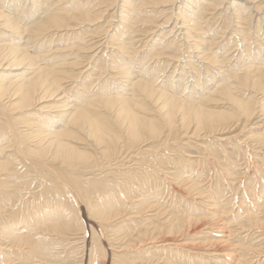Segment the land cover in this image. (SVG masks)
Here are the masks:
<instances>
[{
  "label": "bare ground",
  "instance_id": "1",
  "mask_svg": "<svg viewBox=\"0 0 264 264\" xmlns=\"http://www.w3.org/2000/svg\"><path fill=\"white\" fill-rule=\"evenodd\" d=\"M225 2L230 3L224 6L223 11L231 10L229 12L233 11V15L223 16L221 18L222 25H220L218 21L222 15V9H220L221 12H217L220 14V17L216 16L217 18H214L215 14L208 15L207 12L218 9ZM243 2L247 3L245 7H243ZM175 5L177 11L173 12V8V11L169 12L171 14H166V18L161 22L159 16ZM245 10H248L250 16L253 15V11H257V13L264 11V0H0V141H3V144L0 143V264H100L101 256L110 259L111 256L108 254L104 241L110 242L112 237H114L113 239L124 237L131 228V222L130 224L125 223L122 221L123 219L118 221L120 223L117 227L112 226L111 228V224L105 225V222H110L109 220L121 215L123 201L129 200L135 194L142 193L143 198L136 201L133 197L136 202L129 201L132 203L133 211L137 213L143 205L150 206V202L157 199L159 192L155 191L152 183L163 179V175L159 174L161 170L165 171L164 168L172 166L175 170V172L171 171L175 175L174 178L177 177L179 180L182 178L181 182L183 183L187 180L183 177L188 176V168H193V165L195 167V158L192 160L188 158L189 154L186 157V154L181 152L183 149L181 146L185 141L183 145L180 144L185 140L186 135L190 136L191 134L198 138V136L204 137L202 134L205 136L221 134L222 138L224 137L222 133L231 131L234 124H239L240 120H246L247 123L243 126L245 128L247 124H256L253 121L264 115L263 103L260 105L263 114L257 116L259 113L256 111L258 101L257 95L254 93L264 92V38H261L264 32H260L263 28L258 24L254 26L255 36H250L252 23L247 27H238L240 24H246V17L242 14ZM173 16L175 17L172 19ZM116 17L118 20L111 25L112 20ZM205 18H207L206 21H204ZM257 21L261 23V20L257 19ZM170 22L174 25L169 24ZM217 23L220 25L219 29H215ZM262 23L264 25V22ZM229 27L232 29L234 27L235 30L228 31ZM152 34H154L153 37ZM168 34H172V36H168ZM150 36L152 38L149 42L148 37ZM220 38L222 41L218 42ZM103 40L104 43H102ZM223 41L227 43L223 44ZM239 41L242 42L240 53L238 52L239 56L237 55L236 60H231L230 53H228L231 51V44H228L231 42L234 46L240 44ZM177 70L178 72L175 73ZM259 122H263V120L259 119ZM262 126L263 124L259 126L261 129H256V131L252 127V135L256 137L260 136L259 133L263 135L264 126ZM249 129L248 131H250ZM248 134L250 135V133ZM263 137H260L259 140ZM245 138L243 139L246 140L247 138ZM192 139L190 138V140ZM187 143L189 146V140ZM196 143L194 145H197ZM214 143L217 144L218 141H214ZM229 144L227 145L230 146ZM231 146L230 148L233 149L234 145ZM178 147L180 148L178 149ZM234 147L238 151L237 145ZM238 147L241 148L239 144ZM217 148H212L209 154L213 158L207 159L208 162L205 161V164L210 165L212 171L216 166L215 175L218 174L217 172L221 173L227 169L229 173L227 175L230 176L234 171L231 169V173L230 168L232 167L226 168L228 163L225 165L222 162H225V158L223 159L221 156L222 151L228 147L224 150H220V147ZM236 150H231L230 154H234ZM172 151H176L177 154H169ZM201 151L203 150L201 149ZM232 151L234 152L232 153ZM251 151L253 150L251 149ZM225 154L224 156H226ZM227 156L230 157L228 153ZM235 156L237 155L235 154ZM197 161L199 160L197 159ZM234 162L236 163V161ZM128 163L129 165H127ZM246 163L244 162L243 165ZM130 164H137L138 169L135 167L136 165ZM240 164L238 163V165ZM125 165L127 166L122 168ZM236 166L235 168H238ZM202 167H204V162ZM259 167L263 168V166ZM107 170L109 172L105 173ZM227 175L223 176L227 177ZM234 175L236 174L234 173ZM167 176L166 178H168ZM169 177L171 176L169 175ZM217 177L215 179H218ZM251 179L250 177V182ZM228 180L230 179L228 178ZM12 181L15 183L13 184ZM219 181L221 182V178ZM219 181H215L217 183L216 192L212 188L214 195H209L215 200H217V195L223 192L222 182ZM171 182L174 183V181ZM171 182L169 180V183ZM191 182L186 181L187 184H191ZM192 183L194 186L198 181L194 180ZM164 185L166 186V184ZM185 186L187 185L185 184ZM232 191L234 192V190ZM248 192L250 193V191ZM173 194L175 193L173 192ZM139 196L136 197L140 198ZM248 196H246L247 199L250 197ZM178 198L174 200L177 201ZM219 200L218 198L217 201ZM202 202L204 203V201ZM213 202H209V204L213 205ZM239 202L242 203L241 200ZM217 204L219 207L221 203ZM126 205L129 207V204ZM21 206L25 207L23 208L26 214L21 213L20 209L18 210ZM153 206L157 207L155 204ZM243 207L246 210V206ZM212 209L214 210V208ZM17 211L23 214L20 218ZM10 212H12L10 218H6L5 215ZM181 212L179 213L181 214ZM202 212L200 214H204ZM86 213L89 216V221L84 219ZM193 213L191 210L188 216ZM221 213L223 215V212ZM206 215L208 214L206 213ZM188 216H185L186 218L181 216L183 219L179 216L177 220L172 217L174 221L169 222V227H167L168 224L163 226L164 224L159 222L153 225L154 221L152 224L150 222L152 220L149 219L152 224H150V232H148L149 229L145 230V233L140 232V234L136 232L137 229H132L138 233L135 237L136 244L140 241L146 244L148 240L151 243L153 239L160 238L161 236L158 237V234L154 235L155 232H158L159 235L162 234L163 237H167V234L181 235L184 227L187 224L190 226L198 218L194 216L192 219ZM135 217H139V215ZM195 218L196 220H194ZM216 223L218 224V221ZM137 226L139 224H136ZM152 226H154L153 229ZM221 226L223 228V225ZM241 226L243 228V225ZM88 228L91 231L88 240H86ZM24 230L26 235L16 234ZM81 230L85 233L82 237L84 239L82 247L77 243L67 247V243H72L75 239L72 237L73 240H68L65 239L66 236H73ZM260 231L263 232V230ZM107 233L111 237L108 238ZM51 234H56L60 238H53ZM225 234L227 235V233ZM166 237L163 238L164 240L161 239L162 243L168 240L170 242V239ZM204 238L202 237V239ZM125 239L127 238L123 240ZM222 239L224 237L221 238V241ZM225 240L227 241L228 238ZM117 241L119 242V240ZM130 241L129 243H132ZM216 241L221 243L220 240ZM223 242L222 244H224ZM134 245L133 243L127 246H132L133 250ZM162 245L166 247L169 244ZM181 245L183 244L181 243ZM21 246L27 247V251L16 252L15 247ZM7 247H10V250H7ZM12 248L15 249L12 250ZM108 248L113 249L110 245ZM122 248L123 251L126 250V247ZM176 248L179 247L176 246ZM155 249L153 247V251ZM209 250L207 249V251ZM183 251L186 252V249ZM116 253L113 254V264H128L134 258V253L131 255L130 251L129 253L122 252V254ZM186 254L184 256L196 258L192 254ZM167 255L172 256L169 253ZM219 255L227 256L224 252ZM139 256L140 261L142 254L140 253ZM151 257L152 255L149 259ZM156 257L158 256H154V258ZM186 257H184L186 261L183 263H188ZM216 257L218 258V256ZM200 258L203 257L200 255ZM210 260L212 259L210 258ZM171 261H173L172 264H175L174 260ZM159 262L156 263L159 264ZM181 262L179 261V263ZM226 264L228 263L226 262Z\"/></svg>",
  "mask_w": 264,
  "mask_h": 264
},
{
  "label": "rangeland",
  "instance_id": "2",
  "mask_svg": "<svg viewBox=\"0 0 264 264\" xmlns=\"http://www.w3.org/2000/svg\"><path fill=\"white\" fill-rule=\"evenodd\" d=\"M225 3H226V5H225ZM224 3V5H222V6H219L218 7V9H216V10H209L208 12H207V14L208 15H210V14H215V17L214 18H217V17H220V14H218L217 12H221L222 11V15H221V17H220V19H219V23H220V25H222V19L221 18H223V16H225V17H228V15L229 16H231V15H233L232 14V12H229V11H231V10H229V11H227V12H224L223 10H224V6H227L228 5V3H230V2H225ZM244 3V6L243 7H245V5H247V3H245V2H243ZM178 5V4H177ZM240 4L238 3V6H239ZM170 7V6H169ZM221 7V8H220ZM174 8V11L172 10ZM170 10H167L163 15H161V16H159L160 17V20H161V22L166 18V16L167 15H169V14H171V13H169V12H176L177 11V9H176V5L175 6H172V8H169ZM220 9H222L221 11H220ZM217 10H219V11H217ZM248 10H245L244 12H242V14L246 17V21H245V23L246 24H240V26L238 25V27L240 28V27H247V26H250V24H251V26L250 27H252L251 28V30H252V32H251V35L250 36H255L256 34L254 33V31H256L255 29H254V26L255 25H259V26H262V28L263 29H261L262 31H260V32H264V25H262L263 23L262 22H264V11H261V12H258L257 13V11H253L252 12V16H250L249 14H248V12H247ZM113 12V11H112ZM216 12V13H215ZM225 13V14H224ZM263 15H262V14ZM167 14V15H166ZM224 14V15H223ZM258 14V15H257ZM257 15V16H256ZM260 15H262V16H260ZM217 16V17H216ZM175 16H173L172 17V19L174 18ZM254 17V18H253ZM161 18H163V19H161ZM207 18H210V17H207ZM207 18H205V20L204 21H206V19ZM115 19V20H114ZM113 20H112V22H111V25H112V23L113 22H115L116 23V20H118V18L116 17V18H114ZM171 19V20H172ZM257 19H259V20H261V25L258 23V21H257ZM234 20H236V19H234ZM256 21H257V23H256ZM256 24H255V23ZM219 23H217V25H215V29H219L218 27H220V25H219ZM108 24V23H107ZM169 24H171V25H174V23H172V22H170ZM236 24V23H235ZM253 25V26H252ZM168 29H170V27H167ZM166 28V30H168ZM111 30H112V28H110ZM109 29V30H110ZM232 29V27H229V29H228V31L229 30H231ZM233 29L235 30V28L233 27ZM232 29V30H233ZM212 34V33H211ZM153 35L154 34H152V37H153ZM219 35V34H218ZM168 36H172V34H168ZM220 37H221V35H219ZM102 37H104V36H102ZM151 36L150 37H148V40H149V42L151 41V39L150 38H152ZM239 38V37H238ZM237 38V39H238ZM261 38H264V33H263V35L261 36ZM103 39V38H102ZM222 41V38H220L219 39V41L218 42H221ZM264 41V40H263ZM59 42V41H58ZM224 43L223 44H226L227 42L226 41H223ZM226 42V43H225ZM102 43H104V40H103V42ZM238 43H240V44H237V45H234V46H232V43L230 42L228 45H230V49H231V51L230 52H228V53H230V55H229V58H231V60H236L237 59V57L239 56V49L241 48L240 46H242V42L241 41H239ZM61 44H62V41H61ZM221 45H222V43H220ZM252 45H254V44H252ZM237 46V47H236ZM236 49V50H235ZM107 51H109V50H107ZM236 53H234V52ZM239 52V53H238ZM228 55V54H227ZM238 55V56H237ZM227 57V56H226ZM182 58V57H181ZM194 58V57H193ZM186 60V59H185ZM183 61H184V58H183ZM171 68V67H170ZM173 70V69H172ZM171 70V71H172ZM178 72V70L175 72V73H177ZM191 79V78H190ZM68 84V83H67ZM70 85V84H69ZM251 93H253V92H251ZM255 93V95H257V101L258 102H260V103H258L257 102V104H256V111H259V113H257V116L258 115H260L261 113H262V111H261V106L260 105H262L263 103H264V101H263V98H264V96H263V94H264V92H254ZM253 93V94H254ZM259 95V96H258ZM261 96H263L262 98H261ZM259 97V98H258ZM261 98V99H260ZM258 99H260V100H258ZM259 106V107H258ZM263 114V113H262ZM264 115H262L261 116V118H258V119H256V120H254L253 122L254 123H256V124H254V125H251V124H247V126H246V128L245 127H243L247 122H246V120H240L239 121V124H234V126L232 127V129H231V131H228V132H225V134L224 133H222V136L224 135V137H222L221 138V134H212V135H204V134H202L204 137H200V136H198V138L196 137L195 138V136H191V134H190V136L189 135H186V137H185V140H183L182 142H181V144L180 145H183V142H184V145L183 146H181L183 149H182V151L181 152H183L184 154H186V157H188V158H190V159H194L195 158V161H194V164H196L195 165V167H194V165H193V168L191 167V169L190 168H188V171L190 172V174H189V172L187 173L188 174V176H186V177H183L184 179L186 178L187 180L186 181H190L191 182V179L194 181H198V183H197V185H194L193 186V181L191 182V184H187L186 183V181L185 182H183L184 183V185H183V183L181 182V180H182V178H180L181 180H179V178H174L175 177V175H174V173H172L173 172V170H174V168L172 167V166H170L169 168H168V166H167V168H164V170L165 171H162L161 170V172H159V174H161V175H163L162 176V178H161V175H160V178L163 180V182H164V184H166V186L163 184V182H161L162 180H160V181H156L157 183H152L153 185H152V187H154V189H155V191H157V193L159 192V194H158V197H157V199H154L155 200V202H154V200L152 201V202H150V206L148 205V206H145V205H143V209L141 208L140 209V211L139 212H134L133 211V206H132V203L133 202H136V201H138L139 199H141V198H143L141 195H142V193L141 194H135L136 196H139L140 198H138V197H136L135 195L133 196V197H135L134 199L136 200H133V197L132 198H130L129 200L127 199H125L123 202V212L121 213V215H118V216H116V217H114L112 220H109L110 222H105L106 224L105 225H110V227L112 228V226L113 227H117L118 226V224L120 223V222H118V221H121L122 219V221H125V223H128V224H130V222H131V228L129 229V231L128 232H126L127 234H126V236H124V237H120L119 239H113L114 237H112V238H110V242H107L108 240H106V241H104V244H106L105 246H106V249L108 250V254H109V256H111L110 257V259H108V257H103V256H101L100 258H99V263L100 264H113L112 262H113V258H114V256H113V254L114 253H116L117 251L120 253V254H122V252L124 253H129V251H130V254L132 255L133 253H134V258H132L131 260V262L130 263H128V264H134V263H136V264H157L159 261V264H165V262H166V264H170V262H171V264L173 263V261H171V260H174V263L175 264H177L176 262H178L179 263V261L181 262V263H179V264H190V262H193V263H191V264H226V262L228 263V264H264V150L262 151V149H264V134L262 135V133H259L260 134V136L258 137H256L255 135H252V133L251 132H253V129L256 131V129H258L259 130V128L261 129V127H259V126H261L262 124H263V126H264ZM259 119L260 120H263V122H259ZM256 121H258V122H256ZM241 123V124H240ZM243 124V125H242ZM236 125H237V127H236ZM259 125V126H258ZM240 126V127H239ZM241 126H242V128H241ZM254 126H256L255 128H254ZM262 126V127H263ZM252 127H253V129H252ZM250 128V129H249ZM235 129H237L236 131H235ZM240 129H241V132H240ZM248 129L250 130V131H248ZM247 130V131H246ZM257 130V131H258ZM264 130V129H263ZM263 130H262V132H263ZM244 131V132H243ZM246 131V132H245ZM254 131V132H255ZM234 132V133H233ZM238 132V133H237ZM243 132V133H242ZM259 132V131H258ZM257 132V133H258ZM227 133V134H226ZM233 133V134H232ZM236 133V134H235ZM242 133V134H241ZM246 133V134H245ZM248 133H250V135L248 134ZM264 133V132H263ZM229 134V136L227 137V135ZM238 134V135H237ZM249 136H255V137H249ZM259 134H257V135H259ZM215 135V136H214ZM243 135V137H241V136ZM236 136V137H235ZM238 136H240L239 138H238ZM188 137V138H187ZM205 137H206V139H205ZM218 137V138H217ZM244 137H246L245 139L246 140H244L243 138ZM260 137H263V139L261 138V140H259L260 139ZM190 138L193 140H190ZM207 138H209V139H207ZM217 138V139H216ZM235 138V139H234ZM189 140V146H188V140ZM203 139V140H202ZM205 139V140H204ZM219 139H222V140H219ZM237 139V140H236ZM241 139V140H240ZM256 139V141H253V140H255ZM201 140V141H200ZM207 140V141H206ZM239 140V141H238ZM244 140V141H243ZM197 143H196V142ZM205 141H206V143H205ZM214 141L215 142H217L218 141V143L217 144H215L214 143ZM243 141V142H242ZM245 141H247V142H245ZM249 141V142H248ZM260 141V142H259ZM192 142H194V143H196L197 145H194V143H192ZM203 142V143H202ZM211 142V143H210ZM220 142H221V144H220ZM225 142H226V144H225ZM261 142H262V144H261ZM0 143L1 144H3V141H0ZM192 143V144H191ZM198 143H200L199 145H198ZM214 145H213V144ZM230 143V144H229ZM232 143H233V145L235 146V145H237V148H238V151L236 150V147H234L233 145H232ZM235 143V144H234ZM191 144V145H190ZM202 144H204L203 146H202ZM225 144V146H223ZM227 144H229L230 146L232 145L233 146V149H235L236 151V153L234 152V151H232V153L234 152V154H230V152H231V150H233L232 148H230V146H228ZM238 144H239V146H241V148L239 149V147H238ZM187 145V146H186ZM208 145H211V146H208ZM249 145V146H248ZM196 146H198V147H196ZM231 146V147H232ZM254 146V147H253ZM257 146V147H256ZM196 147V148H195ZM199 147H201V149L203 150V151H201V149H199ZM206 147V148H205ZM218 147V148H217ZM219 147H220V150H224L225 148H227V149H225L224 151H222V154H221V156L223 157V159L225 160V162L224 161H222L225 165H226V163H228L227 165H226V168L227 167H232V168H230V171H231V173H232V170L234 171L233 172V174H230V176H228L227 174H229L228 173V170L227 169H225L224 171H222L221 173L220 172H217L218 174H216L215 175V172H214V170H215V167L216 166H214V170L212 171V167L210 168V165H207V164H205V161H207L208 162V160L207 159H209L210 160V158H213V157H210V152H211V150H212V148H217V149H219ZM180 147H178V149H179ZM205 148V149H204ZM244 148V149H243ZM255 148V149H254ZM262 148V149H261ZM197 149H199L198 151H197ZM247 149V150H246ZM251 149L253 150V151H251ZM261 149V150H260ZM184 150V151H183ZM227 150V151H226ZM246 150V151H245ZM255 150V151H254ZM249 151V152H248ZM251 151V152H250ZM199 152H201V153H199ZM202 152H203V154H202ZM205 152V153H204ZM224 152V153H223ZM228 153V155H230V157H232V158H230L229 156H227V153ZM242 152H244V153H242ZM246 152H248V153H246ZM252 152H255V153H252ZM172 153V154H171ZM173 153H175V154H177L176 153V151L174 152V151H172V152H169V154H171V155H173ZM208 153V154H207ZM226 153V154H225ZM242 155V157H241V155ZM251 153V154H250ZM259 153V154H258ZM174 154V155H175ZM189 154V155H188ZM202 154V155H201ZM206 154V155H205ZM224 154L227 156V158H226V156H224ZM235 154L237 155V156H235ZM243 154H245V155H243ZM188 155V156H187ZM191 155V156H190ZM199 155H201V156H199ZM231 155H233V156H231ZM238 155H239V157H238ZM250 155V156H249ZM253 155H254V157H253ZM207 156H209V157H207ZM249 156V157H248ZM260 157V159H258L259 157ZM228 157H229V159H228ZM234 157V158H233ZM243 159H241V158ZM258 157V158H257ZM203 159V160H200V159ZM238 158H240V159H238ZM197 159L200 161H197ZM228 159V160H227ZM234 159V160H233ZM236 159V160H235ZM263 159V160H262ZM231 160H233V161H231ZM239 162H238V161ZM246 160V161H245ZM234 161H236V163L234 162ZM246 163V162H248V163H246L245 165H243V163L244 162ZM138 162V161H137ZM199 163V164H197V163ZM201 162H202V164H201ZM203 162H204V167H202L203 166ZM206 162V163H207ZM233 162V163H232ZM240 162H241V164H240ZM243 162V163H242ZM230 163H231V165H230ZM238 163L240 164V165H238ZM202 166H201V165ZM127 165H129V163L127 164ZM127 165H125V166H123L122 168H125ZM130 165H133V164H130ZM134 165H136L135 167H137V169H138V165L137 164H134ZM133 165V166H134ZM172 165H174V164H172ZM205 165H206V167H205ZM225 165H224V168H225ZM237 165V166H236ZM249 165V166H248ZM234 166V167H233ZM235 166L236 167H238V168H235ZM243 166V167H242ZM256 166V167H255ZM259 166H263V168L262 167H259ZM202 167V168H201ZM242 167V168H241ZM171 168V169H170ZM205 168V169H204ZM208 168V169H207ZM241 168V169H240ZM260 168V169H259ZM195 169V170H194ZM217 169V168H216ZM232 169V170H231ZM239 169V170H238ZM120 170V169H119ZM218 170L220 171V168H218ZM237 170V171H236ZM246 170V171H245ZM248 170V171H247ZM96 171V170H95ZM172 171V172H171ZM196 171H198V172H196ZM200 171V172H199ZM203 171V172H202ZM236 171V172H235ZM253 171V172H252ZM107 172H109V170H107V171H105V173H107ZM174 172H175V170H174ZM213 172H214V174H213ZM226 172V173H225ZM252 172V173H251ZM104 173V174H105ZM172 173V174H171ZM193 173V174H192ZM198 173V174H197ZM205 173V174H204ZM221 175H220V174ZM234 173L236 174V175H234ZM257 173V174H256ZM167 174H168V176H167ZM227 175V177L225 178L223 175ZM247 174V175H246ZM252 174V175H251ZM99 175H102V174H100L99 173ZM169 175L172 177V179H171V177H169ZM191 175V176H190ZM194 175H196V176H194ZM211 175V176H210ZM214 175V176H213ZM235 176V178H234V176ZM166 176L168 177V178H166ZM194 176V177H193ZM218 176V177H217ZM220 176V177H219ZM222 176V177H221ZM259 176V177H258ZM90 177H92V175H90ZM212 177V178H211ZM218 178V179H215V178ZM246 177V178H245ZM250 177L252 178L251 180L253 181H251L250 182ZM257 177V178H256ZM84 178H86V176H84ZM196 178V179H195ZM221 178V182L219 181V179ZM228 178L230 179V180H228ZM232 178H234V179H232ZM238 178V179H237ZM246 179V180H244V179ZM249 178V179H248ZM253 178H255V179H253ZM166 179V180H165ZM170 180V182L171 181H174V183L176 184H174L173 182H171V183H169V180ZM176 179H178V180H176ZM201 179V180H200ZM203 179H204V181H203ZM210 179V180H209ZM227 179V180H226ZM261 179V180H260ZM165 180V181H164ZM199 180H200V182H199ZM213 180H215L216 182H217V180L221 183V186H222V190H223V192H222V194H219V195H217V200H218V198L220 199L219 201H217V200H215L213 197L211 198L209 195H211V194H213L214 192H216V188H217V183L215 182V181H212ZM223 180V181H222ZM232 180V181H231ZM260 180V181H259ZM177 181V182H176ZM202 181V182H201ZM226 181H227V183H226ZM234 181V182H233ZM242 181H244L245 183H246V186H245V183L243 182L242 183ZM257 181V182H256ZM166 182V183H165ZM204 182V183H203ZM223 182H225V183H223ZM251 184H250V183ZM262 182V183H261ZM12 183L14 184L15 182L14 181H12ZM200 183V184H199ZM228 183H230V184H228ZM232 183H233V186H232ZM235 183H236V185H235ZM260 183V184H259ZM172 184H174L173 186H172ZM185 184L187 185V186H185ZM211 184V185H210ZM227 184H228V186H227ZM239 184V185H238ZM257 184V185H256ZM137 185H139V184H137ZM137 185H135L136 187H141V186H137ZM155 185H156V188H155ZM158 185H160V186H158ZM164 185V186H163ZM201 185V186H200ZM215 185V186H214ZM251 185V186H250ZM254 185V187L252 188V186ZM261 187H260V186ZM162 186V187H161ZM213 186V187H212ZM233 188H231V187ZM248 186V187H247ZM255 186H257V187H255ZM161 187V188H160ZM196 187V188H195ZM201 187V188H200ZM203 187H205V188H203ZM211 187V188H210ZM228 187H230L229 189H226V188H228ZM240 187H241V189H240ZM158 188V189H157ZM173 188V189H172ZM175 188V189H174ZM190 188H192V189H190ZM212 188H214L213 190H214V192H213V190H212ZM239 188V189H238ZM243 188V189H242ZM245 188V189H244ZM251 188H252V190H251ZM255 188V189H254ZM140 189V188H139ZM147 189H149V188H147ZM171 189V190H170ZM257 189V190H256ZM161 190H162V192H161ZM169 190H170V192H169ZM173 190V191H172ZM189 190H191V191H189ZM232 190H234V192L232 191ZM241 191V193H240V191ZM244 190V191H243ZM260 190V191H259ZM171 191H172V193H171ZM176 191V192H175ZM195 192V196H194V192ZM208 191H209V193H208ZM225 191H227V192H225ZM248 191H250V193L248 192ZM254 191V192H253ZM257 191V192H256ZM161 192V193H160ZM165 192V193H164ZM173 192L175 193V194H173ZM237 192H238V194H237ZM248 192V193H247ZM263 192V193H262ZM198 193V194H197ZM203 193V194H202ZM226 194V195H224V194ZM232 193V194H231ZM166 196H165V195ZM172 194V195H171ZM191 194V195H190ZM160 195V196H159ZM163 195V196H162ZM168 195V196H167ZM182 195V196H181ZM209 196V198H208V196ZM214 195V194H213ZM222 195V196H221ZM233 195V196H232ZM237 196L238 198H236L235 196ZM250 197H249V196ZM163 198H162V197ZM179 198H178V197ZM193 196V197H192ZM205 196H206V198H205ZM246 196H248L249 198V200L246 198ZM256 196V197H255ZM124 197V196H123ZM167 197H168V199H167ZM171 197V198H170ZM183 197V198H182ZM232 197V198H231ZM242 197V198H241ZM178 198V200L177 201H175L176 199ZM190 198H192V199H190ZM211 198V199H210ZM262 198V199H261ZM164 199H166L165 201H164ZM175 199V200H174ZM186 199H187V201H186ZM195 199V200H194ZM202 199H205V200H207V201H205V200H202ZM209 199H210V201H209ZM213 199V200H212ZM225 199V200H224ZM232 199V200H231ZM238 199H239V201L241 200V202L242 203H240L239 201H238ZM160 200H162L161 202H160ZM169 200V201H168ZM171 200V201H170ZM179 200H180V203H179ZM191 200V201H190ZM193 200V201H192ZM202 200V201H204V205L200 202V201ZM252 201V203H251V201ZM129 201H131V202H129ZM181 201H182V203H181ZM197 201H198V203L200 204H198L197 203ZM212 201H214L213 203V205L212 204H209V202H211L212 203ZM234 201V202H233ZM236 201V202H235ZM247 201V202H246ZM127 202V203H126ZM159 202V204H157ZM167 202V203H166ZM172 202V203H171ZM185 202V203H184ZM194 202V203H193ZM207 202V203H206ZM219 202V204H220V206L218 207V203ZM224 202V203H223ZM238 202H239V204H238ZM257 203V204H255V203ZM131 203V204H130ZM163 203V204H162ZM178 205H177V204ZM226 203V204H225ZM236 203V204H235ZM126 204H129V207H128V205H126ZM155 204V206H157L158 208H160L159 210H158V208L156 207H154L153 205ZM169 204V205H168ZM174 204V205H173ZM176 204V205H175ZM181 204V205H180ZM185 204V205H184ZM186 204H188V206H186ZM193 204V205H192ZM207 204H209V205H207ZM224 204V205H223ZM235 204V205H234ZM245 204H247V205H245ZM251 204V205H250ZM256 205V206H253V205ZM259 204V205H258ZM261 204V205H260ZM147 205V204H146ZM159 205V206H158ZM162 205H164V206H162ZM191 207H190V206ZM210 205H212V206H210ZM215 205H217V206H215ZM222 205V206H221ZM258 205V206H257ZM177 206H179V207H177ZM195 206H197L196 208H195ZM206 206H208V207H206ZM210 206V207H209ZM215 206V207H214ZM232 206H233V209H232ZM243 206H246V210L245 209H243V208H245V207H243ZM24 206H21L20 208H18V210L20 209L22 212L21 213H25V211H24V208H23ZM125 207V208H124ZM128 209H127V208ZM148 207V208H147ZM162 207V208H161ZM165 207H167V208H165ZM194 207V208H193ZM199 207H200V209H199ZM218 207V208H217ZM220 207H221V209H220ZM223 207H227L226 209H224ZM241 207V208H240ZM248 207V208H247ZM255 207V208H254ZM23 210H22V209ZM132 208V209H131ZM150 208V209H149ZM153 208V209H152ZM165 208V209H164ZM182 210H181V209ZM184 208H187V209H184ZM198 208V209H197ZM205 208V210H203ZM212 208H214V210L212 209ZM218 210H217V209ZM229 208V209H228ZM147 209V210H146ZM157 210V211H155V210ZM163 209V210H162ZM202 209V210H201ZM212 209V210H211ZM223 209H224V211H223ZM240 209V210H239ZM248 209V210H247ZM256 209V210H255ZM142 210V211H141ZM149 210H150V212H149ZM153 210H154V212L156 213H154L153 212ZM165 210H167L166 212H165ZM170 210V211H169ZM176 212H175V211ZM182 212H181V211ZM187 210H189V211H187ZM192 210V212H196L195 214L193 213V215L191 214V216H188L189 215V213H190V211ZM198 211V213H197V211ZM208 210V211H207ZM220 210V211H219ZM226 210H228V211H226ZM230 210V211H229ZM245 210V211H244ZM249 210H251V211H249ZM11 211V210H10ZM125 211V212H124ZM132 211V212H131ZM181 212V214L179 213V212ZM185 211H187V212H185ZM202 211H204V212H202ZM213 213H212V212ZM217 213H216V212ZM218 211H219V213H218ZM233 211H234V213H233ZM237 211H238V214H237ZM243 211V212H242ZM18 213V215H20V216H18L19 218L21 217V215H23V214H21L19 211H17ZM130 212V213H129ZM169 214H168V213ZM189 212V213H188ZM204 213L205 215H206V213L208 214V215H204V214H200V213ZM211 212V213H210ZM221 212H223V215H221L222 213ZM245 212V213H244ZM129 213V214H128ZM151 213H153V214H151ZM160 213V214H159ZM163 213V214H162ZM170 213H174L173 215L172 214H170ZM177 213H179V214H177ZM186 213V214H185ZM233 213V214H232ZM242 213V214H241ZM11 214H12V212H10V213H7L5 216H6V218H10L9 216H11ZM26 214V213H25ZM82 214H83V212H82ZM81 214V215H82ZM128 214V215H127ZM131 214V215H130ZM143 214V215H142ZM148 214V215H147ZM197 214V215H196ZM213 214H215V215H213ZM235 214V215H234ZM238 216H237V215ZM240 214V215H239ZM246 214V215H245ZM123 215H125V216H123ZM134 215V217L132 218V216ZM139 215V217H135V216H138ZM150 215V216H149ZM157 215V216H156ZM158 215H160V216H158ZM163 215V216H162ZM169 215V217H167ZM172 215V216H171ZM174 215H176V216H174ZM181 217V216H183V218H186L187 216L188 217H192V219L194 218V216L197 218V220H199V221H197L196 220V218L194 219V220H196V221H193L192 222V224H190V226H189V224H187L185 227H184V230L182 231V234L181 235H183V236H181L180 234L179 235H173V236H171V235H169V234H167L168 236V238L170 239V242H169V240L168 241H164V243H162L161 241H163L164 239H165V237H163V235L161 234V235H159V233L158 232H155L154 233V235H157L158 234V237L159 236H161L160 238H156V239H153V241H151V243L149 242L150 240H148V242H146V244H145V242H137V244H136V242H135V237L138 235V233H145L146 231H148L149 229V231L148 232H150L151 231V225L153 224V225H155V223L156 224H158V222L159 223H162V224H164L163 226H166L167 224V227H169V225H170V223L169 222H172V221H174V219H176L177 220V218H179V216ZM200 215V216H199ZM203 215V216H202ZM220 215H221V217H220ZM131 216V217H130ZM145 216V217H144ZM150 218H149V217ZM154 216V218H152ZM171 216V217H170ZM178 216V217H177ZM186 216V217H185ZM212 216V217H211ZM218 216V217H217ZM224 216H226V217H224ZM249 216V217H248ZM253 216V217H252ZM262 216V217H261ZM86 217V218H85ZM124 217V218H123ZM130 217V218H129ZM143 219H142V218ZM159 217V218H158ZM163 217H164V219H163ZM166 217V218H165ZM172 217H174V219L172 218ZM203 217V218H202ZM211 217V219H208V218H210ZM217 219L216 221H215V218ZM222 217H224V218H222ZM232 217V218H231ZM247 217V218H246ZM259 217V218H258ZM18 218V219H19ZM126 218V219H125ZM131 219V220H129V219ZM141 218V219H140ZM147 218V219H146ZM158 219V221H157V219ZM182 218V217H181ZM182 218V219H183ZM221 218V221L223 220V222L221 223V221H219V219ZM257 219V220H255V219ZM84 219H86V220H88L89 221V216L87 215V213L84 215ZM134 219H135V221H134ZM143 220V221H140V220ZM152 220V221H150V220ZM156 219V220H155ZM162 219V220H161ZM166 219H167V221H166ZM169 219V220H168ZM226 219V220H225ZM233 219V220H232ZM234 219H236V220H234ZM239 219H240V221H239ZM245 219V220H244ZM251 219V220H250ZM144 220H146V221H144ZM213 220V221H212ZM243 220V221H242ZM132 221H133V223H132ZM139 221V223H137V222ZM152 223L153 221V223L151 224L150 222ZM161 221V222H160ZM218 221V224L216 223ZM237 222V224H236V222ZM245 221V222H244ZM251 221V222H250ZM116 222H117V224H116ZM135 222V223H134ZM141 222V223H140ZM168 222V223H167ZM221 223V225H223V228H222V226L220 225V223ZM226 222V223H225ZM231 222H233V223H231ZM235 222V223H234ZM256 222H257V224H256ZM199 223V224H198ZM243 223V224H242ZM260 223H262V224H260ZM136 224L138 225L139 224V226H137L136 227ZM143 224V225H142ZM151 224V225H150ZM205 224V225H204ZM214 226H213V225ZM133 225H134V227H133ZM142 225V227H140ZM149 226V228H146V227H148ZM210 225H212V227H210ZM220 226V227H217V226ZM225 225H227V226H225ZM231 225H233V226H238L239 228L237 229V228H235V227H231ZM241 225H243V228H242V226ZM262 225V226H261ZM146 226V227H145ZM224 226H225V228H224ZM248 226V227H247ZM259 226V227H258ZM139 227H140V229H139ZM153 227L154 226H152V229H153ZM206 227V228H205ZM226 227H227V229H228V231H227V229H226ZM230 227V228H229ZM241 227V228H240ZM245 227H247L246 229H245ZM145 228V229H144ZM214 228V229H213ZM219 228V229H218ZM221 228H222V230H221ZM235 228V229H234ZM253 228V230H251ZM132 229H137L136 230V232H138V233H136L135 232V230L133 231ZM139 229V230H138ZM188 229V230H187ZM213 229V230H212ZM224 229H226V230H224ZM132 230V231H131ZM146 230V231H145ZM210 230V231H209ZM217 230V231H216ZM257 230V231H256ZM260 230H263V232L262 231H260ZM87 238H86V240H88V237H89V232L91 231L90 230V228H88L87 229ZM208 231H209V233H208ZM251 231V232H250ZM253 231V232H252ZM256 231V232H255ZM106 232H109V231H107L106 230ZM122 232V231H121ZM129 232H131V233H129ZM133 232V233H132ZM186 233V234H183V233ZM227 233V235L225 234V233ZM239 232V233H238ZM249 232V236L247 235V233ZM26 232H25V230L23 231V232H17L16 234H18V235H26L25 234ZM80 233V234H79ZM125 233V232H124ZM135 233H136V235H135ZM140 233V234H141ZM191 233V234H190ZM205 233V234H204ZM213 233V234H212ZM220 233V234H219ZM230 233V234H229ZM242 233V234H241ZM108 234V233H107ZM212 234V235H211ZM217 234V235H216ZM221 234H222V237H221ZM255 234V235H254ZM52 235V237L53 238H60L59 236H57L56 234H51ZM76 235V236H75ZM79 235H81V236H79ZM85 235V233H84V231L82 232V230L81 231H79L78 232V234H74L73 236H66L67 238H65V239H72V237L75 239V241L73 242L72 241V243H70V242H68L67 243V247L68 246H72V245H75L76 243H77V245L79 244L81 247H82V244H83V242L82 241H84V239L82 238L83 236ZM123 235H125V234H123ZM123 235H121V236H123ZM185 235V236H184ZM230 235V236H229ZM242 235V236H241ZM246 235V236H245ZM252 235V236H251ZM258 235V236H257ZM176 236H177V238H176ZM199 236H201V237H199ZM218 236H220L219 238H218ZM256 236V237H255ZM83 239V240H81V241H79L78 239ZM109 237H111V235L110 234H108V238ZM131 237V238H130ZM166 237V238H167ZM202 237L204 238V239H202ZM212 237V238H211ZM224 237V239H222V241H221V238H223ZM230 237V238H229ZM244 238V239H242V238ZM248 237H250V238H248ZM78 238V239H77ZM124 238H127V239H125L126 240V242H125V240H123ZM164 238V239H163ZM173 238H175L174 240H173ZM225 238H228V240L226 241L225 240ZM252 238V239H251ZM133 239H134V241H133ZM161 239H163V240H161ZM209 241H208V240ZM211 239V240H210ZM248 239H250V240H248ZM117 240H119V242L117 241ZM131 240V241H130ZM216 240H220L221 241V243L219 242V241H216ZM244 240V241H243ZM253 240V241H252ZM67 241V240H66ZM77 241V242H76ZM114 242L113 243V246H112V242ZM115 241H116V243H115ZM129 241L130 242H132V243H129ZM171 241H172V244H171ZM180 242V243H178V242ZM210 241H212L211 243H210ZM224 241V242H223ZM82 242V243H81ZM107 242V243H106ZM119 244H118V243ZM122 242V243H121ZM154 242V244H152ZM157 242V243H156ZM160 242V243H159ZM169 244V245H167V243ZM175 242H176V244H175ZM195 242V243H194ZM218 242V243H217ZM222 242L224 243V244H222ZM226 242V243H225ZM109 243V244H108ZM126 243H127V245L128 244H135L134 246H133V250H132V246H130V247H128L127 245H126ZM144 243V244H143ZM155 243H156V245H155ZM181 243L183 244V245H181ZM202 243V244H201ZM207 243V244H206ZM241 243V244H240ZM121 244V245H120ZM160 244V245H159ZM162 244H166L165 246L166 247H164ZM175 244V245H174ZM191 244V245H190ZM211 244H213L212 246H211ZM236 244V245H235ZM245 244V245H244ZM251 244V245H250ZM253 244V245H252ZM109 245H110V247H113V249L112 248H108L109 247ZM119 247H118V246ZM142 246V247H140V246ZM200 245V246H199ZM250 245V246H249ZM66 246V245H65ZM64 246V247H65ZM114 246H115V248H114ZM148 246V247H147ZM163 246V247H162ZM174 246V247H173ZM176 246L177 247H179V248H176ZM183 246V247H182ZM185 246V247H184ZM211 246V247H210ZM217 246V247H216ZM235 246V247H234ZM4 248H5V246H3ZM25 247V246H24ZM23 246H21V247H15L16 248V252L17 251H20L21 253L22 252H25V251H27V247H25L24 248ZM63 247V246H62ZM62 247H61V249H62ZM117 247V248H116ZM122 247H126L124 250L125 251H123V248ZM140 248L141 249V251H140V249H138V248ZM143 247H144V249H143ZM151 247H152V250H151ZM153 247L154 248H156L154 251H153ZM168 247H169V249H168ZM233 247V248H232ZM244 247H247V248H244ZM15 248H12V250L13 249H15ZM22 248H23V250H22ZM119 248V249H118ZM122 248V249H121ZM149 248V249H148ZM172 248H173V250H172ZM209 248H210V250H209ZM225 248V249H224ZM228 248H230L231 250L233 249V250H235V251H231L230 249H227ZM240 248V249H239ZM252 248V250H250ZM258 248V249H257ZM21 249V250H20ZM25 249V250H24ZM137 249V250H136ZM160 249V250H159ZM164 249V250H163ZM168 249V250H167ZM175 249V250H174ZM179 249H181V250H179ZM186 249V252H184L183 250H185ZM207 249L209 250V251H207ZM237 249V250H236ZM7 250H10V247H7ZM111 250V251H110ZM117 250V251H116ZM129 250V251H128ZM143 250V251H142ZM148 250H151V251H148ZM171 250V251H170ZM191 251V252H189V251ZM226 250V251H225ZM115 251V252H114ZM127 251V252H126ZM145 251H147V252H145ZM167 251V252H166ZM177 251V252H176ZM210 251H212V252H210ZM223 253H225V255H227V256H220L219 254H221V252ZM259 251V252H258ZM85 252H87L86 250H85ZM110 252V253H109ZM111 252H112V254H111ZM116 253V254H119V253ZM153 252H155V253H153ZM158 252V253H157ZM189 252V253H188ZM194 252V253H193ZM219 254H218V253ZM234 252V253H233ZM253 252V253H252ZM138 253V254H137ZM142 254V260H140L139 261V258H140V256L138 257V255L139 254ZM147 254V256H146V254ZM152 253V254H151ZM171 254L172 256L170 257V255H167V254ZM174 253H175V255H174ZM189 254V255H194V256H196V258H193V257H191V258H189V257H186V256H184V254ZM206 253H208V254H206ZM215 253V254H214ZM229 253V254H228ZM235 253H236V255L238 256H236L235 255ZM17 254V253H16ZM135 254H137V255H135ZM155 254V255H154ZM177 254H179L178 256H177ZM186 254V255H187ZM198 254V255H197ZM202 254H204V255H202ZM217 254V255H216ZM244 254V255H243ZM144 255H145V258H144ZM152 255V257L151 258H153V259H149V257ZM158 256V257H156V258H154V256ZM167 255V256H166ZM180 255H183L184 257H186V259H187V262L188 263H183L184 261H186L185 260V258L183 257V256H180ZM200 255L203 257V258H200L199 259V257H200ZM214 255V256H213ZM232 256L231 257V259H230V256ZM235 255V256H234ZM162 256V258H160ZM199 256V257H198ZM216 256H218V258L216 257ZM248 256V257H247ZM103 257V258H102ZM137 257V258H136ZM164 257V258H163ZM168 257V258H167ZM174 257V258H173ZM220 257V258H219ZM222 257V258H221ZM237 257V258H236ZM243 257V258H242ZM250 257H251V259H250ZM167 258V259H166ZM189 258V259H188ZM193 258V259H192ZM210 258L212 259V260H210ZM249 258V259H248ZM134 259H135V261H134ZM145 259V260H144ZM158 259H159V261H158ZM162 259H164V260H166V261H164V260H162ZM170 259V261H168ZM196 259V260H195ZM204 259V260H203ZM108 260H109V262H108ZM111 260V261H110ZM176 260H178V261H176ZM188 260H190V261H188ZM192 260V261H191ZM208 260H209V262H208ZM215 262H214V261ZM222 260H224V261H222ZM237 260V261H236ZM263 260V261H262ZM137 261V262H136ZM154 263H153V262ZM164 263H163V262ZM213 261V262H212ZM220 261H222V262H220ZM239 261V262H238ZM262 261V262H261ZM134 262V263H133ZM157 262V263H156ZM168 262V263H167ZM202 262V263H201ZM220 262V263H219ZM225 262V263H224ZM246 262V263H245ZM81 263V262H80Z\"/></svg>",
  "mask_w": 264,
  "mask_h": 264
}]
</instances>
